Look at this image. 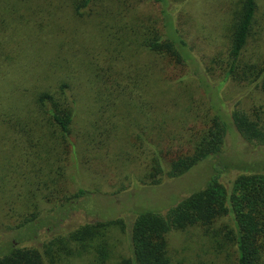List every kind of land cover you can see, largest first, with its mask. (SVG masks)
<instances>
[{
    "label": "rangeland",
    "instance_id": "rangeland-1",
    "mask_svg": "<svg viewBox=\"0 0 264 264\" xmlns=\"http://www.w3.org/2000/svg\"><path fill=\"white\" fill-rule=\"evenodd\" d=\"M239 1L107 0L92 4L84 18L76 19L70 0H0V253L8 250L15 235L23 246H43L89 221L119 216L130 224L146 211L168 212L178 196L205 186L212 177L230 188L240 174L264 171V143L248 142L231 128L220 167L213 169L212 163L218 161L213 159L181 178L163 179L160 186L145 181L156 137L167 140L165 150L178 149L203 126L198 117L204 114L219 112L229 119L239 110L260 118L264 126V92L255 83L233 78L223 82ZM262 5L261 25L250 40L248 57L264 55V0ZM51 10L56 11L52 25L57 29L49 24ZM168 16L193 55L189 64L138 47L136 32L155 25L165 34ZM65 73L78 94L76 134L82 137L96 123L97 132L108 133L98 135V141L108 136L102 147L94 142L78 148L77 160L70 157L67 168L69 191L83 188L96 197L85 198L86 205L61 220L43 187L35 200L41 203L44 226L17 230L15 210L38 184L53 176L58 153L43 132L24 137L14 125L17 118L31 121L35 92L54 86ZM224 221L232 219L227 216L219 224ZM115 240L116 256L108 264H115L120 255H131L128 234L117 232ZM169 249L174 264L224 261L216 259L200 227L172 231ZM91 260L86 254L65 264Z\"/></svg>",
    "mask_w": 264,
    "mask_h": 264
},
{
    "label": "trees",
    "instance_id": "trees-1",
    "mask_svg": "<svg viewBox=\"0 0 264 264\" xmlns=\"http://www.w3.org/2000/svg\"><path fill=\"white\" fill-rule=\"evenodd\" d=\"M105 1L107 0H70V7L76 14V19L84 18L86 9L92 4ZM262 7V0L239 1L231 24L223 82L233 78L238 83H255L264 92V55H247L250 40L256 28L261 25L259 17ZM48 15L51 21L49 24L57 29V25H52L55 23L53 20L56 11L51 10ZM166 19L168 31L165 34L155 25L137 31L135 37L138 47L159 58H172L178 64H189L193 55L187 42L175 34L173 19L169 16ZM66 75L59 78V82L55 80L54 86H45L35 92V106L30 109L33 114L31 121L17 118L14 125L24 137L32 138L33 134L40 135V131L43 132L42 136L53 140L54 149L58 153L53 176L38 184L20 209L15 212L13 210L14 215L19 218L15 227L17 230L32 225L39 227L38 229L44 226L40 219L41 203L35 200L41 189L48 191L44 197L57 206L58 215H62L61 220H65L71 211H77L86 205L85 198L93 200L96 197L83 188L70 192L66 183L67 168L70 157L77 160L78 148L82 149L85 145L89 148L94 142L102 147L108 136L104 141H98V135L108 133L106 130L102 134L97 132L96 123L92 131H87L82 137L76 134L80 121L78 94L73 90L70 75ZM198 119L203 126L195 129L187 140L181 142L178 149L170 147L173 149L167 148L169 152H166L168 150L162 146H165L164 141L167 140L160 135L156 137L145 173L148 184L160 186L165 178H181L194 167L201 168L205 162L213 159L218 160L212 163L213 169L220 167L231 128L248 142L264 143V126L260 118L255 119L245 112L233 111L229 119H225L219 112L212 116L204 114L203 118ZM112 128H115L114 125ZM30 142L38 148V142L35 143L34 139ZM200 186L189 188L184 196H178L168 212L146 211L136 216L130 224L119 216L89 221L66 235L56 236L43 246H23L18 238L14 240L15 235L7 243L8 250L0 253V264H65L73 257L86 254L92 257L91 264H108L116 256L117 232L128 234L131 255H120L115 264H174L170 255L169 235L174 230L184 231L191 227L202 229L204 236L212 244L216 259L224 257L223 264H264V171L240 174L230 188L213 177L205 186ZM227 216L231 217L232 222L224 221L226 223L219 224ZM35 234L29 239L33 240ZM212 263L216 264V261Z\"/></svg>",
    "mask_w": 264,
    "mask_h": 264
}]
</instances>
